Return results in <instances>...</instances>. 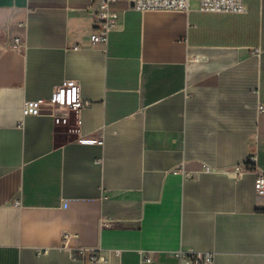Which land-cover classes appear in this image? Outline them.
Here are the masks:
<instances>
[{"label": "crops", "instance_id": "crops-1", "mask_svg": "<svg viewBox=\"0 0 264 264\" xmlns=\"http://www.w3.org/2000/svg\"><path fill=\"white\" fill-rule=\"evenodd\" d=\"M244 1L246 13L120 3L105 52L92 0H0V264H181L188 249L264 264L247 167L264 170V0ZM69 78L93 102L79 121L25 113ZM67 231L101 258L62 247Z\"/></svg>", "mask_w": 264, "mask_h": 264}, {"label": "built area", "instance_id": "built-area-1", "mask_svg": "<svg viewBox=\"0 0 264 264\" xmlns=\"http://www.w3.org/2000/svg\"><path fill=\"white\" fill-rule=\"evenodd\" d=\"M199 9L209 13H246L248 8L244 0H198ZM120 3H125L128 8L137 10H178L188 11L191 8L192 0H92L90 12L94 16L93 32L90 40L94 45H98L103 51L108 50L110 34L116 29L121 19ZM26 43L19 38L13 40L11 47L14 50L22 51L26 48ZM80 48V45H75ZM93 104L92 100L84 97L82 93V81L79 78H69L53 88L52 96L47 99L29 101L25 106V113L45 114L53 117L56 124H70L72 118L79 121L82 111ZM263 109L264 106L260 105ZM103 143V137L99 139ZM255 156H251L249 163H255ZM248 169L257 175L255 188L258 195H264V170H260L255 165L249 164ZM238 166L237 172H240ZM205 172H212V166H204ZM173 173L186 177H194L195 174L186 169L184 164L175 167ZM19 203V201H15ZM76 232L67 231L62 236L61 246L70 249L77 256L88 257L91 261L101 258L92 248L86 246H75L73 241L77 238ZM47 252V249L44 250ZM181 264H215V253L212 251L198 252L194 249L179 250L177 252Z\"/></svg>", "mask_w": 264, "mask_h": 264}]
</instances>
